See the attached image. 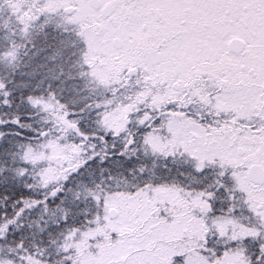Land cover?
<instances>
[{"label": "snow or ice", "instance_id": "1", "mask_svg": "<svg viewBox=\"0 0 264 264\" xmlns=\"http://www.w3.org/2000/svg\"><path fill=\"white\" fill-rule=\"evenodd\" d=\"M0 264H264V0H0Z\"/></svg>", "mask_w": 264, "mask_h": 264}]
</instances>
